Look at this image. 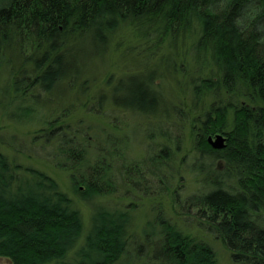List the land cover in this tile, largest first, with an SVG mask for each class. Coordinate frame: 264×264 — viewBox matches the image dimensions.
Returning a JSON list of instances; mask_svg holds the SVG:
<instances>
[{"label":"trees","instance_id":"1","mask_svg":"<svg viewBox=\"0 0 264 264\" xmlns=\"http://www.w3.org/2000/svg\"><path fill=\"white\" fill-rule=\"evenodd\" d=\"M0 123V264H264V0H0Z\"/></svg>","mask_w":264,"mask_h":264},{"label":"rangeland","instance_id":"2","mask_svg":"<svg viewBox=\"0 0 264 264\" xmlns=\"http://www.w3.org/2000/svg\"><path fill=\"white\" fill-rule=\"evenodd\" d=\"M101 84H102L101 82L98 84V88L101 87ZM93 90L95 91L96 87L93 88ZM103 111H104L103 113L108 114L107 110H103ZM120 115H124V114H120ZM83 117H85L84 112L78 108L72 112V115L68 119H66L64 123H71L74 125L77 123V121H79V119H82ZM122 120H124V119H122ZM57 126H59V125H55L54 128ZM118 126H120V123H118ZM106 128L108 129V126H106ZM34 132L35 131L33 129H30V128H21V127H15L12 125L0 123V137L5 139V141H10V138H8V137L13 135L16 138V140L18 141L17 143H19L22 146V151H21V154L18 155V157H17V154H15L13 151H11L10 148L7 145H4L3 143L0 144L2 146L0 148V150L3 153H5L10 160H15L17 162V164H20L23 167L31 166L35 169H38V170L48 174L49 176H51L53 179H55L58 182V184L60 185L61 189L64 192L69 194V196L72 197V199L74 201L78 202L77 195L74 194L71 190L69 180H68V173L66 171L55 168L54 167V161H52L48 158V152L50 151L49 149H51V148L49 147V149H43L42 150V148L40 147V143H37L35 145V147H33L32 138L34 136ZM14 143L17 144L16 142H14ZM33 148H34L33 152H30ZM34 152H38V154L35 155ZM184 176H185L184 183L181 184L182 186H181V191H179V194L182 193L183 191L189 192L191 190H194L192 188V186H193L192 183L194 182V180L192 182V177H187L188 176L187 174ZM78 207L81 210L84 219H86L87 215H88V211H89L88 209L89 208L83 203H78ZM193 213H194V211H193ZM191 214H192V212H191ZM141 215L142 214L139 213L138 217H135L136 223L134 222V224L136 226L138 224L142 223V221H143L141 218L142 217ZM212 246H214L215 251L219 255L218 256L219 260H220L219 264H232L228 258V255L223 251V249L220 247V245L212 244ZM1 262H4V260H2Z\"/></svg>","mask_w":264,"mask_h":264},{"label":"water","instance_id":"3","mask_svg":"<svg viewBox=\"0 0 264 264\" xmlns=\"http://www.w3.org/2000/svg\"><path fill=\"white\" fill-rule=\"evenodd\" d=\"M225 137L218 134L214 137H208V143L215 149H221L225 146Z\"/></svg>","mask_w":264,"mask_h":264}]
</instances>
